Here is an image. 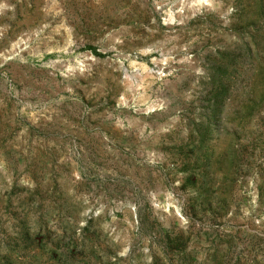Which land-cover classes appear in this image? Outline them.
I'll return each mask as SVG.
<instances>
[{
	"label": "rangeland",
	"instance_id": "rangeland-1",
	"mask_svg": "<svg viewBox=\"0 0 264 264\" xmlns=\"http://www.w3.org/2000/svg\"><path fill=\"white\" fill-rule=\"evenodd\" d=\"M0 264H264V0H0Z\"/></svg>",
	"mask_w": 264,
	"mask_h": 264
},
{
	"label": "water",
	"instance_id": "water-1",
	"mask_svg": "<svg viewBox=\"0 0 264 264\" xmlns=\"http://www.w3.org/2000/svg\"><path fill=\"white\" fill-rule=\"evenodd\" d=\"M106 242H107V245H108V248H107L108 255H107L106 259H108L109 258V254L113 255L114 252L116 251V245L113 244L112 241L109 240V238H106Z\"/></svg>",
	"mask_w": 264,
	"mask_h": 264
}]
</instances>
